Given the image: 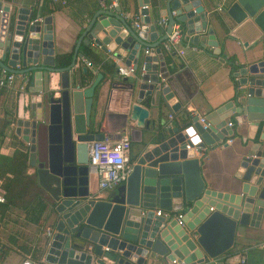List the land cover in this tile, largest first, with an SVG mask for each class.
<instances>
[{
	"label": "water",
	"instance_id": "obj_1",
	"mask_svg": "<svg viewBox=\"0 0 264 264\" xmlns=\"http://www.w3.org/2000/svg\"><path fill=\"white\" fill-rule=\"evenodd\" d=\"M149 2L137 0L140 28L119 6L97 10L65 68H55L52 19H34L23 9L17 16L10 15L8 6L0 3V69L28 76L31 120H17L16 126L28 147V166L53 202L45 264H146L148 259L226 264L237 229L258 228L264 218V146L259 145L258 151L253 146L242 156L236 182L227 192L207 187L200 162L194 158L196 149L233 136L234 129L227 126L232 116L238 124L245 119L255 128L262 123L259 138L264 142V58L234 74L239 86L236 100L216 108L203 122L194 117L182 129L162 124L155 128V121L148 120L150 111L161 121L163 108L172 114L179 107L165 88L168 74L159 47L173 26L182 27L191 45L220 51L202 0H165L167 24L161 38L160 20L148 8ZM225 7L235 24H253L264 33V0H229ZM82 43H93L104 54L124 58L125 66L135 68L143 48L155 49L154 56L144 58L140 80L128 86L134 104L114 130H123L129 117L144 131L142 147L128 159L125 183L105 198L90 189L88 158V144L106 138L95 122V95L102 75L83 88H48L49 73L68 72L81 56ZM156 208L170 214L184 212L183 226L172 216H157Z\"/></svg>",
	"mask_w": 264,
	"mask_h": 264
},
{
	"label": "crops",
	"instance_id": "obj_2",
	"mask_svg": "<svg viewBox=\"0 0 264 264\" xmlns=\"http://www.w3.org/2000/svg\"><path fill=\"white\" fill-rule=\"evenodd\" d=\"M64 1L65 4L53 0H0V3L2 7L8 6L10 15L17 16L18 11L23 9L25 10L22 11L23 13L26 10H28L26 13L31 12L34 19L51 18L54 57L62 59L69 55L70 61L77 41L83 33V28L87 26L97 10L119 6L134 27L139 11L137 0H104L103 3H100L99 0ZM228 1L202 0L201 3L207 14L208 25L213 29V34L218 42L219 54H216L211 47L203 49L191 45L189 37L185 33L188 47L181 44L177 46V50L184 52L183 55L167 53L162 44L159 45L168 74L164 85L166 90L173 94L179 107L172 114L163 108L161 121H158L155 112L150 111L148 120L155 121V128L162 124L166 127L182 129L186 125H190V121L194 117L205 118L223 104L234 102L239 86L236 88L234 85L226 58H234L235 64L240 65L238 70L264 58V33L253 24H249L247 27L235 24L226 15L225 6ZM164 5L165 0H150L147 5L149 9H152L156 21L167 20ZM1 14L2 12H0V20ZM140 26L139 22V28ZM175 26L183 30L180 25ZM164 29L165 26H160L158 38L164 35ZM147 42L154 45L149 38ZM145 50L152 53L146 55ZM154 51L153 48H143L138 58L136 74L122 77L118 74L117 69L125 66L124 58L118 59L110 54L106 55L93 43L89 45L82 43L79 47L81 56L76 59L74 66L68 72L49 73L48 88L58 91L87 87L97 74H101L103 79L95 95L96 130L103 131L110 140H117V134L128 135L131 139L128 153L130 159L142 147L144 131L137 127L129 117H127L126 127L123 130L117 132L114 130L122 124V117L128 113L130 105L134 104L133 101H130L131 93L127 90L128 86L140 80L141 75L144 74L141 72L144 58L145 56H154ZM8 60L9 58L6 57L4 63L7 64ZM87 62L91 63V67L86 65ZM15 75L16 79L11 89L0 88V131H4L0 156L3 157H12L17 150L23 149L28 153V147L21 138V131H18L16 121L31 120L28 119L30 111L29 80L27 75ZM113 85L116 86L115 89H111ZM21 87H24V90H21ZM169 116L172 117V120L168 119ZM227 121L234 125L231 143L223 145L229 140L227 137L214 146L196 149L194 155V158L200 162L201 175L207 187L222 192L229 191L230 185L236 182L235 175L242 156L253 146L256 151L261 148L259 145L264 146V142L259 138L262 123L255 128L245 119H242V122L238 124L235 117L232 116ZM133 131L139 132V135L133 134ZM252 137L255 139L251 140ZM25 175L29 188L25 191L24 196L21 199H15L11 204L9 202L0 203V248L5 252L0 258V264H25L26 262L45 264L43 261L44 243L48 233H52L50 209L53 202L49 194L39 185L34 169L28 166V157ZM7 177L12 178L10 175ZM5 178L6 176L0 175V195L7 200V197L4 196L6 190L3 187ZM89 183L90 189L97 192L99 198H105L116 189L99 191L97 179L93 174L90 175ZM39 203L43 205L40 210L37 209ZM158 211L164 212L162 209L156 208L155 214ZM263 244L264 218L258 228L237 229L233 247L229 255L226 256V264H239L242 259L245 261L244 264H264ZM146 264L169 263L166 260L157 262L148 259Z\"/></svg>",
	"mask_w": 264,
	"mask_h": 264
},
{
	"label": "built area",
	"instance_id": "obj_3",
	"mask_svg": "<svg viewBox=\"0 0 264 264\" xmlns=\"http://www.w3.org/2000/svg\"><path fill=\"white\" fill-rule=\"evenodd\" d=\"M54 2H61L65 4L64 0H53ZM220 11V8L218 9ZM139 17L135 18L134 25L136 28H139ZM167 20H161L159 22L160 26H166ZM179 27L173 26L171 34L167 37V40L162 43V47L165 52L174 54L178 53L183 55L182 50H177L178 45H183L188 47L186 42V37L184 32H182ZM152 52L145 50V54L149 55ZM87 66L91 67V63L87 62ZM1 70V69H0ZM117 72L122 77L134 76L137 72V69L133 66H123L117 69ZM141 72L144 73V69H141ZM236 81H238V78ZM16 79L15 74L6 73L4 70H1L0 77V88L11 89L14 85ZM21 90H24V87H21ZM169 120H172V117L169 116ZM200 122H203V118H200ZM227 126L233 128L234 125L231 122L227 123ZM206 126H204L205 128ZM231 137L225 143H231ZM131 146V139L128 135L122 134L117 140H110L105 138L102 141H93L88 144V158H89V173L93 174L97 179V188L99 191H107L117 188L120 184L125 182L127 175L130 171L128 165V153ZM189 146H186V149H189ZM0 203H4L3 196L0 195ZM213 209L211 208L210 211ZM157 216L169 217L172 216L177 221L178 225L183 226L184 213H164L158 211ZM50 235V233H48ZM264 250V244L262 245ZM244 259L241 260L239 264H244ZM169 264H184L178 263L176 260L169 262Z\"/></svg>",
	"mask_w": 264,
	"mask_h": 264
},
{
	"label": "trees",
	"instance_id": "obj_4",
	"mask_svg": "<svg viewBox=\"0 0 264 264\" xmlns=\"http://www.w3.org/2000/svg\"><path fill=\"white\" fill-rule=\"evenodd\" d=\"M85 49H87L85 47ZM87 52V51H86ZM59 58H55V66H58V68H65L69 66L70 64V56H65V58H62L60 61ZM226 63L230 67V71L232 74V80L234 82V85L236 88H238V81H235L234 74L238 71L240 68V65L235 64L234 58H226ZM4 138V131H0V145L2 143V140ZM27 157L28 153L26 150H17L15 154L12 157H3L0 156V175L6 176L5 181L3 182V187L6 190V193L4 196L7 197V200L4 198V203L9 202L10 204L15 199H21L27 188H29V184L26 183V169H27ZM7 175L12 176V178L7 177ZM3 203V204H4ZM37 209L40 210L42 203L37 204ZM37 211V210H36ZM5 252L1 250L0 248V258L2 255H4ZM229 254V253H228Z\"/></svg>",
	"mask_w": 264,
	"mask_h": 264
}]
</instances>
